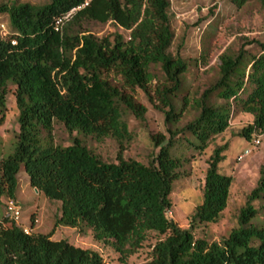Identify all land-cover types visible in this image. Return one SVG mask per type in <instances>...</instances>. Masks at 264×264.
Masks as SVG:
<instances>
[{"label":"trees","instance_id":"obj_1","mask_svg":"<svg viewBox=\"0 0 264 264\" xmlns=\"http://www.w3.org/2000/svg\"><path fill=\"white\" fill-rule=\"evenodd\" d=\"M85 1L0 3V16L7 15L11 25L6 37L0 34V111L15 86L20 127L14 151L0 154V264H107L99 251L53 239L59 226L84 235L91 231L123 261L155 232L162 237L145 264H264V226L252 222L259 213L254 202L264 201V164L238 226L220 240L196 234L200 225L218 222L228 206L234 177L220 165L229 144L216 147L208 160L203 201L190 226L182 228L168 215L175 181L186 175L195 154L204 153L230 127L236 113L254 117L239 136L251 140L264 132V42H251L258 52L244 44L221 54L217 80L196 102L198 115L180 127L187 101L179 108L172 96L182 91L190 64L170 51L175 40L171 0H90L56 31L55 17ZM230 1L243 7L251 0ZM84 21L112 23L128 34L117 30L99 37L81 29ZM153 66H161L164 80L172 84L158 90L168 107L169 136L152 137L160 150L146 164L124 155L133 139L126 110L140 120L147 112L126 90L140 88L150 95ZM56 121L78 134L71 145L55 142ZM79 135L115 138L116 161H105ZM21 171L34 189L61 203L48 233H27L6 213L8 202L17 200Z\"/></svg>","mask_w":264,"mask_h":264},{"label":"rangeland","instance_id":"obj_2","mask_svg":"<svg viewBox=\"0 0 264 264\" xmlns=\"http://www.w3.org/2000/svg\"><path fill=\"white\" fill-rule=\"evenodd\" d=\"M31 3L44 5L49 0H0V3ZM172 24L175 40L171 53L187 60L190 64L189 72L185 75L184 87L178 95H173L174 102L181 108L186 100L185 113L178 125L185 126L198 115L196 102L204 91L212 85L219 76L220 56L227 49L238 51L244 44L253 52H258L255 40L264 42V0H251L243 7H238L230 0H222V7L218 9L216 0H171ZM7 29L11 30L9 17L0 16ZM202 28V31L198 30ZM76 29H79L78 27ZM83 30H89L99 37L106 36L118 29L112 23L101 24L94 21L82 22ZM202 56L206 61H200ZM200 59V60H199ZM198 61L199 64H196ZM154 79L150 84L151 94L143 89L126 90L135 101L147 108L145 120L138 119L132 112L127 111L133 139L127 145L125 157L149 163L152 154L158 153L152 137L158 134L169 136L166 126V111L168 107L160 98L158 90L164 86H172L165 81V74L161 66H153ZM110 79L122 85L120 78L110 75ZM19 109L16 101V87L11 85L5 96V108L0 111V154L7 156L14 151L15 140L19 132ZM251 114L239 112L234 115L230 127L217 135L209 147L202 154H195V158L186 165V175L175 181L171 194L173 202L169 210V217L182 228L190 226V216L197 205L202 203L208 160L215 148L229 144L225 152L226 160L221 163V171L234 177L227 208L221 219L216 223L200 225L196 234L211 241L220 240L223 236L238 226L241 209L246 206L251 191L257 186L260 170L264 164V132L254 133L251 140H247L239 133L244 127L252 124ZM55 142L64 146L71 145L77 133L71 135L64 124H54ZM261 142L255 143L257 137ZM84 143L105 161H116L119 143L115 138L107 137L97 140L93 137L79 135ZM19 190L17 200L22 209L21 223L32 232L48 233L53 230L57 217L61 213V203L49 200L43 193L34 189L29 182V175L25 171L19 174ZM259 209L258 215L252 222L264 226V201H255ZM4 214V209L0 217ZM32 222L34 226L32 227ZM162 236L151 232L141 249L123 261L120 254L110 245L97 241L92 232L82 234L77 228L59 226L55 229L53 239H67L69 242L99 251L107 264H145L151 260L153 247Z\"/></svg>","mask_w":264,"mask_h":264},{"label":"built area","instance_id":"obj_3","mask_svg":"<svg viewBox=\"0 0 264 264\" xmlns=\"http://www.w3.org/2000/svg\"><path fill=\"white\" fill-rule=\"evenodd\" d=\"M90 0H86L84 3L81 5L72 8L70 11H68L65 14H62L60 16L55 17L54 21V26L56 31L62 30L64 24L66 22L70 21L73 16L81 10L82 8L86 7L89 5ZM216 5L219 7V9L222 7V0H216ZM199 32L202 31V28L198 30ZM9 33V30L7 29L6 25L4 22H0V34L4 37H6ZM13 44H16V41H12ZM261 142L260 137L258 136L257 139L255 140L256 144H259ZM6 213L8 216H10L12 219H14L19 226H21L25 232L29 233L31 230L24 224L21 223L22 219V209L20 206V203L18 200L11 199L7 206H6Z\"/></svg>","mask_w":264,"mask_h":264}]
</instances>
